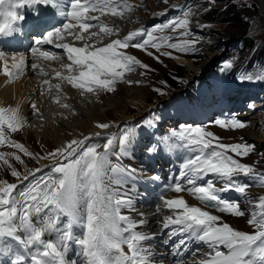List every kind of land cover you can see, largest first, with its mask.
<instances>
[{
    "label": "snow or ice",
    "instance_id": "snow-or-ice-1",
    "mask_svg": "<svg viewBox=\"0 0 264 264\" xmlns=\"http://www.w3.org/2000/svg\"><path fill=\"white\" fill-rule=\"evenodd\" d=\"M164 2L167 3V0ZM38 5L54 8L69 22L54 31H48L42 41H36L37 44H52L54 40L63 39L64 33L81 40L84 32L96 27V24L88 21H98V17L89 16V12L99 11L105 15L117 16L131 8L129 5L121 8L116 0H0V38L19 34L25 20L21 9L27 7L38 14V8L35 7ZM189 12L190 10L185 11L183 18H174L154 29H171L173 32L183 29L179 37L157 38L154 31L141 29L99 48L87 44L84 47L57 44L56 47L63 48L67 53L71 62L69 71L73 66L81 69L78 77L69 76L64 79L73 88L86 93L100 90L113 92L115 85L123 82L125 74L134 71L135 66L147 67L132 55L125 54L122 49L134 47L150 56L153 53L147 51L149 47L157 52L162 47H167L182 54L194 53L197 41L187 38L190 36ZM74 28H79L80 32L73 33ZM100 31L113 33V29L107 26H101ZM138 36L143 38L133 43ZM173 39L177 42H170ZM90 48L93 50H89ZM33 52H37V49H33ZM4 55L0 51V61ZM161 55L171 58L169 52H162ZM39 58L51 60L53 55L41 51ZM24 66V58L21 56L17 59L13 55L11 64L3 62V75L12 82ZM35 67L37 65H33ZM225 67H231V63L226 62ZM57 77H60L59 73ZM252 79L251 76L240 77L242 82ZM128 83L131 84V81ZM56 87L59 88V85ZM31 108L36 110V105L31 104ZM215 123L225 130L246 127L243 121L236 118L221 119ZM23 125L24 119L18 107H0V145L7 144L31 157L32 153L23 145L13 144L5 134V129L16 133ZM97 127L108 129L110 125L98 124ZM88 139H73L62 148L48 153L43 158L56 161L49 174L35 179L24 189L17 191L18 185L15 183L0 184V257L8 256L12 259V264H26V260L30 264H71L66 259V252L71 244H75L82 249L84 264H153L146 242L154 237L141 230L146 222L122 214V209L134 211L133 201L131 197L121 195L110 186L120 185L131 176L128 169L118 168L113 164L112 156L116 143L121 154L127 151L133 142V134L126 131L118 141L116 137H108L102 145L87 144ZM219 139L212 132H206L203 127L197 126H183L179 133L174 131L170 137L162 138L165 143L171 141L170 147L173 150L182 148L191 153L183 161L180 171L181 179L186 180L191 187L184 188L176 184L171 190L175 193L188 192L202 204L222 213L244 216L245 212L240 208L239 201L225 200L220 193L236 191L244 195L250 185L241 184L234 179L239 174L251 176L259 181L258 186L264 187V173L254 175L255 170L251 166L234 158L240 157L242 160L247 157L254 145L222 144ZM177 140L179 144L175 143ZM156 147L159 148V145ZM101 148L102 151L99 150ZM153 150L149 148V152ZM0 159H4L2 155ZM15 159L21 161L19 155ZM4 163L7 164L8 161L5 159ZM40 171L39 168L35 170ZM35 172L29 175L35 176ZM11 175L20 177V173L15 170ZM209 176L217 177L222 182V187H217L212 179L199 183ZM28 178L25 175L23 180ZM152 179L158 180L159 177ZM161 200L163 208L171 213L162 220L163 229H172L170 237L177 234L187 236L211 249L199 264H264V197L255 205L257 210L249 214L248 225L255 229L254 233L236 230L222 222L220 216L199 206H190L182 197L167 199L162 196ZM46 235L52 236V239H45ZM9 241H15L19 247L11 245ZM185 244L183 238L177 242V255Z\"/></svg>",
    "mask_w": 264,
    "mask_h": 264
},
{
    "label": "rangeland",
    "instance_id": "rangeland-1",
    "mask_svg": "<svg viewBox=\"0 0 264 264\" xmlns=\"http://www.w3.org/2000/svg\"><path fill=\"white\" fill-rule=\"evenodd\" d=\"M189 1L191 0H167V3H165L164 0H159L156 4H151L152 6L146 2V6L150 11H148V16L146 18L138 17L140 21L144 22L141 29L153 31L151 29L153 26L171 21L172 18H175L179 14L183 7L185 8L182 9L183 13L190 9ZM196 2L198 4L194 10L192 20H190L189 27V30L194 35L203 34L202 31L204 27H206L205 22L202 20V15L205 14L204 8L210 9L214 7V9L222 12L225 11L227 6L235 4L242 14L241 18L245 25L238 26L235 24H223L218 22L210 23V30H208L206 34H203L204 38L202 37L200 42L206 40V44L211 43L213 46L201 51L200 55V50L198 48H196L194 53L181 56H174L180 55V52L167 47H162L159 52L149 47L147 50L153 53L151 56L148 55L147 52L137 50L136 48L132 50L122 49L121 51H126L125 54L132 55L140 61V64L146 65L147 67L143 69V67L139 65L135 66L134 71L125 74L123 77L124 82H118L115 85V91L106 92L100 90L98 91L99 94L101 93L99 98L102 99H98L96 103L88 101L87 105L90 107L88 109H83V111L89 118L91 116L96 117L97 120L95 122H91L90 120L89 122L84 121V119L79 117L78 111H72L71 106L66 105L65 109L70 111L69 115L76 117L75 122L76 120L78 121L77 124L70 120L63 122L64 126L68 128V132L72 131V134H68V132L65 131L67 128L63 127V125L62 127L58 126L60 128L58 131L55 129L52 131L47 130V121L42 118V110H33L32 116L36 118L40 117L41 119L28 123L25 129L26 131L20 130L16 133H11L5 129V134L8 139L12 141L13 144L19 143L23 145L28 152L32 153V156L29 157L20 150L10 147L7 144L0 145V155L4 158L0 159V184H4L5 182L15 183L18 185L17 191H20L34 182L35 179L48 175L51 167L56 161L43 157H47L48 153L62 148L70 142V140H82L88 137L87 144L100 145L106 141L107 138L104 135L101 138H94L95 133H91L93 135H84L87 130L79 126L82 122H87L95 126L98 124L110 125L108 129L98 128V130L100 129L101 133H105L109 137H116L117 141L126 131H130L133 134V142L123 154H121L118 143L114 144L112 162L116 167L126 168L128 164L125 161L127 160H122V158L129 157L130 154L132 155V160H130V162H132L134 158L135 162L139 165H143L147 159L155 161V157L161 155L169 160L171 141L165 143L162 138L166 136L170 137L171 133L174 131L179 133L183 126L199 125L196 120L200 122V119H203V117L208 118V116L205 117L204 112H201V109L206 112V115H209L206 124H202L205 127L202 125L201 127H203L206 132L213 131L216 135H219L223 144L232 140L235 144L254 145L253 151L247 157L242 160L240 157L234 158L251 166L255 170L254 175L264 173V143H258V141L264 137V90L262 88V90H258L260 83L263 82L264 79V65L256 62L259 60L258 55L263 52L264 49L260 50L262 44L258 45L256 43L249 52L242 50L244 47L243 40L246 38H251L252 40L261 39L264 41V8L260 0H225V2L196 0ZM134 22L135 21H132L133 26H135ZM125 25L122 26L121 29L125 27ZM164 31H154V34L159 38L160 32ZM244 31H246L245 34L242 33ZM174 36L178 37V35ZM72 38H75V36H72ZM99 38L100 36H98V39ZM142 38L143 37L138 36L133 42H138ZM170 42L175 43L176 41L172 40ZM79 46L80 45H78V47ZM233 47L241 50L240 57L244 68L246 65L252 66V64L255 63L254 68L258 69L254 72H248L246 69H243L239 75L235 73L231 80L226 83L230 75L223 73L222 69H227L225 63L229 62V60H226V56ZM171 51L173 52L170 53ZM162 52H169L171 56H173L172 60L168 56L161 55ZM190 56H193L194 60L191 59ZM157 57L159 58L157 59ZM232 62L231 67L237 64L236 59ZM51 68L57 69L56 66ZM58 69L64 72V69L61 67H58ZM46 72L50 74L49 69ZM131 74H135L132 79L130 78ZM243 76H251L253 79L242 82L240 77ZM129 81H131V84L128 83ZM218 89H225L219 96L238 95L237 99L240 97V103L242 102L240 105L241 107L239 106L237 110L234 109L236 112H231L229 107L224 108L227 105L226 103L224 104V102H221V107L215 106L212 110L209 107L203 109L198 104L199 100H203L204 95H207L209 98L213 96L215 90ZM161 92L164 94L161 95ZM208 98H204V100H209ZM57 101L58 100H56V104H59ZM183 102L185 103L182 107L178 106ZM11 104H13V101H11ZM244 105L246 107H244ZM218 108H222L221 112L216 114L217 119L210 122L213 114L217 112ZM28 109V112L32 109L31 105ZM78 109L81 110L80 108ZM233 113H235L236 116H238L237 114L239 113L246 114L245 116L239 115L242 117L238 119L243 121L246 127L238 130H219L220 128L215 122L221 119H237ZM37 122L38 125H36ZM31 131L37 136L48 138V140L41 139L39 141V138L33 136V133H30ZM244 131H249L253 134L252 136L254 138H247L246 135L242 133ZM175 143L179 144L180 142L177 140ZM157 145H159V148L156 147ZM149 148H153L154 150L149 152ZM142 149H145V152H142ZM99 150L101 151L102 148ZM173 151L182 154L185 152V149L178 148ZM17 155L21 157V161L15 159ZM5 159L8 161L7 164L4 163ZM37 168L41 169V171L35 172ZM13 170L20 173L19 178L11 175ZM32 172H35V176L29 175V173ZM25 175H28V180H23ZM134 176L132 172L131 176L123 180L122 184H110V186L119 190L126 189L125 182H129L128 180L135 181L136 179ZM145 176L147 177V175ZM244 179L246 184L250 185V187L246 189V193L252 192L254 194L250 199L251 202L256 205L260 198L264 197V187L258 186L259 181L251 178V176H244ZM139 181H141V179L137 180L136 183ZM244 199H246L245 195ZM255 205L253 206L255 207ZM248 218H250V215L245 217L238 225V230L246 233H254L255 229L248 225ZM9 243L19 247L16 245L15 241H9ZM7 258L12 260L8 256Z\"/></svg>",
    "mask_w": 264,
    "mask_h": 264
},
{
    "label": "bare ground",
    "instance_id": "bare-ground-1",
    "mask_svg": "<svg viewBox=\"0 0 264 264\" xmlns=\"http://www.w3.org/2000/svg\"><path fill=\"white\" fill-rule=\"evenodd\" d=\"M158 1L159 0H116V3L121 8H123L124 5L131 6L130 10H124L122 15H117V16H112L111 14L105 15L99 11L89 12L88 15L98 17V21H88L89 23L96 24V27H92L87 32H84L83 39L77 40L76 38H72L70 34L64 33L66 35L65 39L57 40V41L54 40V43L55 44H68L69 46H72V47H78V45H80L79 47H84L87 44V45L93 46V48H99V47L106 46L107 44L111 43L112 41L116 39L122 40L125 38L127 34L133 31H138L142 28V24L144 22L140 21L139 20L140 18L138 17L140 16L142 18H146L148 16V11L150 10L146 6V2L151 5V4H156ZM260 2L262 3V6L264 8V0H260ZM49 9L53 13L54 20L56 22L60 24L66 21V19L63 16L59 15L54 8L49 6ZM132 21H135L134 22L135 26L132 25ZM124 25L125 27L121 29V27ZM101 26H107V27L112 28L113 33L106 34V33L101 32L100 31ZM79 32H80L79 28L73 29V33H79ZM98 36H100L99 39H98ZM93 48H90L89 50H93ZM133 48L134 47H129L128 49L132 50ZM15 50H16L15 44L6 42L5 40H0V51L5 53L3 60L0 61V107H18L20 109V115L24 119V125L21 129L22 131H26L25 129L28 126V123H31L32 121H39L41 119L40 117L36 118L35 116H32L33 109H31L28 112L29 106L33 103L36 105V110L43 111L42 118L47 121L46 128H48L47 130L49 131H52L53 129L58 131L60 129L58 126L62 127V125L63 127H66L64 126L63 122L67 120L75 122L76 117L69 115L70 111L65 109L66 105L71 106L72 111H78L79 117L84 119V121L89 122L90 120L91 122H95L97 120V118L93 116L89 118L88 115L84 113L83 109H88L90 107L87 105L88 101L91 103H96L98 102V99H102V98H99L101 93L99 94L98 91L93 92V93H86L80 89H75L71 86V84L69 83L67 79H64L65 77H69V76L78 77L81 69H79L76 66H73L72 70L69 71V65L71 62L68 60L67 53L65 52L63 48H60L59 50H54V49L50 50L52 52L51 55H53V59L50 62H48V64L45 63L44 60L39 58V52H41L42 50L37 49L38 51L37 60L33 64V65H37V67H35L34 72H31L30 70V68H33V65L30 67L28 65L29 63L28 53L26 52L22 53L21 56L25 60V66L23 68L25 69L21 71L22 75L19 80H14L10 82L9 78L3 75V62L7 61L9 64H11L13 55H16L17 59H19L21 56ZM53 66H56L57 69H52L51 67ZM58 67H61L62 69H64V72L58 69ZM48 69L50 70V74L46 72ZM57 73L60 74L59 78L57 77ZM134 75L135 74H131L130 78L132 79ZM57 85H59V88L56 87ZM56 100H58L59 104H56ZM11 101H13V104H11ZM207 101L209 105H211L210 99ZM78 108H80L81 110H79ZM237 115L245 116L246 114L239 113ZM242 116H239V117H242ZM87 122H82L79 125L80 127L85 128V130H87L84 135H90L91 133L93 134L95 133L94 138H101L103 135L106 138L109 137L105 133H101L100 129L98 130L99 127L89 124ZM77 123L78 121L76 120L75 124ZM36 125H38V122L36 123ZM65 131L68 132V128ZM30 133H33V132L31 131ZM70 133L72 134V131L68 132V134ZM242 133L245 134L247 138H251V139L254 138L252 136L253 134H251L249 131H244ZM33 136L39 138V141L41 139L48 140V138H45L43 136L42 137L37 136L34 133H33ZM258 143H261V144L264 143V137L263 139H260ZM142 152H145V149H142ZM123 159H126L127 161H129V162L125 161L129 165V168L134 173L139 174L141 176H144V175L153 176L159 169L158 164L159 165L161 164V161L158 164L156 163L157 161L161 160V157L159 156H157L155 161H153L152 159L145 160V163L143 165L137 164L134 158H133V161L130 162V160H132L131 154L129 155V157L122 158V160ZM166 183L170 184L168 181H166ZM114 190H118V189H114ZM120 194H122V192H120ZM178 197H182L184 199H187V201H189L188 200L189 196L183 192L178 193V194H173V195H171V193H168L165 196V198L167 199H173V198H178ZM133 202H134V211H128L125 209V210H122V214L130 216L134 220L143 219L146 222L143 229H141L142 231L145 230L143 232L147 234H149V232H156L158 230V223L162 219V216L163 215L166 216V214H164L162 211V206H163L162 201L158 203L156 200H153L151 203L142 204L138 198H133ZM253 211L254 209L249 210V213L246 217H248L249 214H251ZM191 240L192 239H189L188 237L185 238L186 244L182 246V250L180 251V254L178 255H177V248L176 247L174 249L171 248L172 244H175V243L177 244L178 241H173L172 243H167L165 245H162L161 251L162 253H165L166 251L172 250V253L176 256H179L180 258L178 261V264H195L192 258L188 256L189 250L186 246L191 243ZM147 247H150V246H147ZM125 251H127L126 248H125Z\"/></svg>",
    "mask_w": 264,
    "mask_h": 264
},
{
    "label": "trees",
    "instance_id": "trees-1",
    "mask_svg": "<svg viewBox=\"0 0 264 264\" xmlns=\"http://www.w3.org/2000/svg\"><path fill=\"white\" fill-rule=\"evenodd\" d=\"M215 1L225 2V0H215ZM204 10H205V14L202 15V20L208 24V26L204 27L202 31L205 34L211 28L210 23L218 22V23H223V24L230 23V24H235L238 26L245 25V23L243 22V19L241 18L242 14L239 12L235 4H231L227 6L225 11H222V12H219L217 9H214V7H211L210 9L204 8ZM245 32L246 31L242 33L245 34ZM190 36H191L190 39L194 38L197 41L196 48L200 50L199 53L213 46V44L211 43L206 44L205 42L206 40L203 42H200V39L202 37L204 38V35H201L200 37H198L197 35L190 34ZM243 41H244V50H247V52H249L251 48L255 46V43L251 38H246ZM260 54H261L262 61L264 62V51ZM190 57L193 58V56H190Z\"/></svg>",
    "mask_w": 264,
    "mask_h": 264
}]
</instances>
